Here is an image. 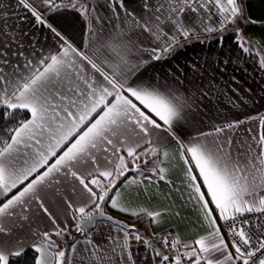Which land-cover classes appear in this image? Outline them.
<instances>
[{"label": "snow or ice", "instance_id": "6c2138e0", "mask_svg": "<svg viewBox=\"0 0 264 264\" xmlns=\"http://www.w3.org/2000/svg\"><path fill=\"white\" fill-rule=\"evenodd\" d=\"M247 4L15 0L55 44L26 54L0 21L6 37L0 41V118L29 114L0 135V264H19L26 249L34 253L32 264H140L134 244L150 252L153 264H264V113L203 131L196 127L198 105L181 90L176 72L154 71L185 44L204 43L202 34L221 45L231 34L264 69V32L259 39L245 32L264 29V18L253 17ZM68 9L86 22L79 46L56 24ZM250 121H258L256 131L243 128ZM241 130L248 135L237 138ZM161 182L179 193L181 209L191 206V239L146 235L106 211L146 218L149 227L179 217L172 204L145 205L169 198ZM57 199L65 205L62 217L48 206ZM41 215L49 226L33 227ZM98 224L109 229L99 230V240ZM25 225L31 239H13Z\"/></svg>", "mask_w": 264, "mask_h": 264}, {"label": "crops", "instance_id": "0c3cea01", "mask_svg": "<svg viewBox=\"0 0 264 264\" xmlns=\"http://www.w3.org/2000/svg\"><path fill=\"white\" fill-rule=\"evenodd\" d=\"M92 3L103 5L104 0H92ZM0 5L3 6L0 7V21L6 20L8 26L5 32L8 37H19L26 54L32 51L33 46L37 49L42 48L45 52L54 46L55 41L51 34L46 29L35 26L34 18L24 9L17 8L15 0H0ZM247 7L253 17L264 18V0H248ZM99 14L105 15L103 7L99 8ZM21 17L24 19H20ZM56 24L76 45H81L86 31V22L79 17L78 13L68 9L63 16H57ZM245 32L253 38L259 39L264 29L250 26L245 29ZM5 39V35L0 34V41ZM200 39L205 42L193 40L191 43L185 44L183 48L178 49L168 61L154 65L155 73L170 76L176 72L179 79L183 81L180 86L181 90L192 99L194 106L198 105L196 127L203 131H209L214 125L222 124L237 116L244 118L246 116H259L264 113V69L259 67L256 57L241 52L231 34L226 36L222 45L216 42L214 36L209 37L207 34H202ZM15 44L16 41L14 40L13 51H16ZM225 61L228 62L225 63ZM193 65L196 66L195 69ZM179 69H183V71H179ZM148 71L152 73L153 67H149ZM204 93L207 95H203ZM257 125L258 121H250L243 128L251 127L256 131ZM241 133L242 130L237 133V138H241ZM242 134L248 135L247 133ZM130 175L134 174L130 173ZM174 182L176 187H181L178 180ZM160 190L169 198L167 200L163 198L145 200V205L163 207L172 204L171 212H180L179 217L169 216L161 224H153L149 227L145 222L146 218L145 220H137L127 214L116 213L110 206H106V211L128 225H141L143 230L140 231L146 235L151 232H176L187 239H191L194 232L189 231V228H194L196 221L191 206L181 209L180 205L183 201L179 199V193L170 190L162 182ZM66 195L70 199L76 200L70 191H67ZM48 206L53 214L62 217L65 209L62 201L58 199L54 202L50 201ZM48 226L47 218L42 215L33 223V227H40L41 229ZM101 228L104 232L109 230L106 225L98 224L97 229L94 230V233H97L95 235L97 240H99L98 232ZM15 236H22L26 241H29L31 229L25 225L23 231L14 233L13 239ZM78 239L83 241V237H78ZM68 242L71 243V241ZM134 248L140 264H153L150 252L146 251L142 245L136 246L134 244Z\"/></svg>", "mask_w": 264, "mask_h": 264}, {"label": "trees", "instance_id": "16d2710c", "mask_svg": "<svg viewBox=\"0 0 264 264\" xmlns=\"http://www.w3.org/2000/svg\"><path fill=\"white\" fill-rule=\"evenodd\" d=\"M0 111H4L3 107H0ZM27 117L28 113L24 110H20L15 112L12 117L4 116L3 118H0V135L6 137L7 129L14 127L21 119ZM33 255L34 253L32 250L26 249L23 257L19 259V264H32Z\"/></svg>", "mask_w": 264, "mask_h": 264}, {"label": "rangeland", "instance_id": "374dc122", "mask_svg": "<svg viewBox=\"0 0 264 264\" xmlns=\"http://www.w3.org/2000/svg\"><path fill=\"white\" fill-rule=\"evenodd\" d=\"M136 227L139 229V230H143V227L141 225H137L136 224ZM73 235H77L75 232H73ZM68 238L65 237V240H67ZM58 243H61L60 241H58Z\"/></svg>", "mask_w": 264, "mask_h": 264}, {"label": "water", "instance_id": "95a60500", "mask_svg": "<svg viewBox=\"0 0 264 264\" xmlns=\"http://www.w3.org/2000/svg\"><path fill=\"white\" fill-rule=\"evenodd\" d=\"M110 215V214H109ZM115 218V217H114ZM115 219H117V218H115ZM117 220H119V221H122V220H120V219H117ZM123 223H125L124 221H122ZM126 224V223H125Z\"/></svg>", "mask_w": 264, "mask_h": 264}]
</instances>
